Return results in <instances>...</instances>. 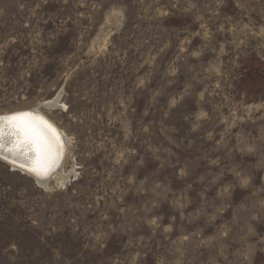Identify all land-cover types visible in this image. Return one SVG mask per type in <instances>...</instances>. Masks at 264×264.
<instances>
[{
    "label": "rangeland",
    "instance_id": "1",
    "mask_svg": "<svg viewBox=\"0 0 264 264\" xmlns=\"http://www.w3.org/2000/svg\"><path fill=\"white\" fill-rule=\"evenodd\" d=\"M18 109L73 177L0 162V264H264V0H0Z\"/></svg>",
    "mask_w": 264,
    "mask_h": 264
},
{
    "label": "bare ground",
    "instance_id": "2",
    "mask_svg": "<svg viewBox=\"0 0 264 264\" xmlns=\"http://www.w3.org/2000/svg\"><path fill=\"white\" fill-rule=\"evenodd\" d=\"M60 96L58 95L53 101H51V104H53L54 106H60L59 104ZM25 111L28 110L18 109V110L10 111L9 114L0 115V117L5 118L2 122H0V130H2V135L4 139V149L0 150L1 151L0 155L4 157L6 160H8L10 163L5 162L3 159H0V162L8 166L10 165L9 167L13 169V171L16 172L20 171L22 172V174L29 176V178L35 180L41 187L47 188L49 186V183L54 180L60 181L62 185L68 184L71 177H73L72 172L68 173L67 171L64 170L65 168L64 165H66L67 162L66 159H68L69 154H71V150H70L71 142L69 140V136L63 128L60 127L61 128L60 129L59 127H57L56 125L57 123L53 118H51L48 114L44 113L43 111L33 110L36 113H38V117L41 116V118L45 119V121L49 123L47 124V126H50V128H54L56 131L60 130L62 132L63 135L62 145L60 144L58 148L53 147L49 164L45 169V172H43V174L37 175L34 171L30 170L36 167V159H37L36 150L34 146H32L26 141V138L24 137L23 133H19L16 131L17 122L7 119L8 117L20 114ZM8 130L9 133L7 132ZM18 134L22 136L18 137L17 139L13 137ZM57 137L59 138V136ZM63 151H64V155L62 156L61 153ZM14 164L24 167L27 170L26 171H22V169L19 170L18 166ZM56 165H60L58 166L59 168L57 170H55ZM76 166H78V164ZM46 172L49 176H46Z\"/></svg>",
    "mask_w": 264,
    "mask_h": 264
},
{
    "label": "snow or ice",
    "instance_id": "3",
    "mask_svg": "<svg viewBox=\"0 0 264 264\" xmlns=\"http://www.w3.org/2000/svg\"><path fill=\"white\" fill-rule=\"evenodd\" d=\"M4 119L0 117V122ZM7 119L17 122L16 131L23 133L26 141L34 146L36 150V167L30 170L34 171L37 175L43 174L49 164L53 147H59V138L53 134L50 126H47L29 114H17ZM3 149L4 139L2 130H0V150Z\"/></svg>",
    "mask_w": 264,
    "mask_h": 264
},
{
    "label": "water",
    "instance_id": "4",
    "mask_svg": "<svg viewBox=\"0 0 264 264\" xmlns=\"http://www.w3.org/2000/svg\"><path fill=\"white\" fill-rule=\"evenodd\" d=\"M24 113L29 114V115L35 117L37 120H39V121L45 123L46 125L49 124L48 122L45 121V119L41 118V116L38 117V113H36L35 111L30 110V111L22 112V113H20V114H24ZM51 130L53 131V134H54L55 136H59V145H60V144L62 145V140H63L62 137H63V135L60 133L59 130L56 131L54 128H51ZM56 132H58V133H56ZM61 155H62V156L64 155V151L61 153ZM0 156H1V155H0ZM3 159H5V158L3 157ZM61 160H62V158H61ZM54 164H56V163H54ZM16 165H17V164H16ZM52 165H53V164H52ZM17 166H19V165H17ZM58 166H60V165H56V166H55V167H56L55 170H57V169L59 168ZM19 167H21V166H19ZM21 168L27 170V169L24 168V167H21ZM44 172H45V171H44ZM46 176H49V175L47 174V172H46Z\"/></svg>",
    "mask_w": 264,
    "mask_h": 264
}]
</instances>
